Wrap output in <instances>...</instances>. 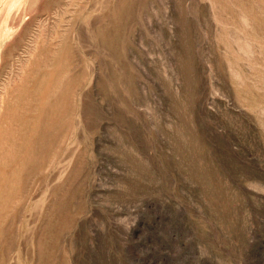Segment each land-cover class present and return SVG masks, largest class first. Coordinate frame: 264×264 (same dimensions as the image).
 <instances>
[{"label":"rangeland","instance_id":"obj_1","mask_svg":"<svg viewBox=\"0 0 264 264\" xmlns=\"http://www.w3.org/2000/svg\"><path fill=\"white\" fill-rule=\"evenodd\" d=\"M0 264H264V0H0Z\"/></svg>","mask_w":264,"mask_h":264}]
</instances>
